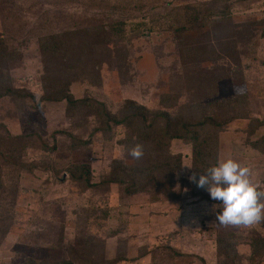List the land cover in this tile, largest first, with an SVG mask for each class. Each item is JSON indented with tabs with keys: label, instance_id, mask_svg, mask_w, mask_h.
<instances>
[{
	"label": "rangeland",
	"instance_id": "rangeland-1",
	"mask_svg": "<svg viewBox=\"0 0 264 264\" xmlns=\"http://www.w3.org/2000/svg\"><path fill=\"white\" fill-rule=\"evenodd\" d=\"M211 1L0 0V38L13 53L0 73L15 92L0 98V135L34 142L19 184L0 195V264L259 263L251 244L264 239V220L218 223L215 206L195 195L188 143L171 142L182 156L177 198L120 184L86 189L80 173L91 165V181H104L113 158L127 161L116 144L123 129L105 114L132 100L190 123L228 122L206 129L218 160L248 166L264 190V150L251 147L264 134L251 122L264 120V0ZM50 34L62 49L47 55ZM64 81L85 104L61 99ZM220 240L232 246L228 258Z\"/></svg>",
	"mask_w": 264,
	"mask_h": 264
},
{
	"label": "trees",
	"instance_id": "trees-1",
	"mask_svg": "<svg viewBox=\"0 0 264 264\" xmlns=\"http://www.w3.org/2000/svg\"><path fill=\"white\" fill-rule=\"evenodd\" d=\"M211 2L216 3L217 1L213 0ZM213 18H217L216 15ZM184 30L182 29L180 31ZM112 31L117 33L115 28ZM102 38L103 42L109 41L104 37ZM59 43V36L50 34L43 37L41 50L47 55L59 53L62 49ZM12 54L4 46V42L0 38V61L12 59ZM9 83L10 77L0 73V98L8 94H15ZM58 84L61 85L58 86L57 92L60 90L63 91L61 99L66 100L71 108H76V105L86 103L85 101H75L72 99L68 90L69 82L64 81ZM105 115L107 121L111 122L112 126L115 127L114 129L118 127L123 129L120 135H116V144L127 149V161L121 158H113L111 160L113 165L105 174L107 176H105L106 180L104 179V181L98 182L91 181L92 176L89 173L91 165L80 167L81 177H83L86 185L85 188L92 189L98 188L101 185L104 186L105 184H120L122 186L126 185L125 190L127 194H133L139 191L145 192L149 188H152L161 194L167 193L171 198L178 197V195L172 194V187L176 180V173L182 168L181 154H173L170 152L171 142L180 140L189 144L191 148V177L194 175L196 181H198L200 176L204 175L207 169L215 165L218 161V138L215 135L212 136L206 129L213 127L217 130V128L219 129V127L221 128L228 123L216 122L212 118H203L195 123H190L177 116H172L167 111H149L146 107L132 100L124 103L119 111V115L113 116L111 113H106ZM251 122L255 123L254 133L257 130L264 129V120L260 122L256 118L252 119ZM109 126L110 124H108V128H111ZM26 138L29 139V136ZM26 138H23L24 140L21 138L14 139L10 138L9 134L6 133L3 136L0 135V184L3 177L8 178L13 173L15 174L11 177V185L8 184L9 186H7L4 184L0 186V195L4 200H6V196L12 194L10 191L11 187L14 186L16 188L15 185L19 184L21 171H19L18 166L22 163L24 153L31 147H34L33 140L27 142ZM137 143L142 144L144 147V155L139 160L129 155V150ZM251 147L255 150H264V134ZM3 169L4 171L6 170L7 174L3 172ZM10 172L11 174L8 175ZM190 181L195 184L194 188L199 190L195 192V195H201V197L210 201L215 206L217 214L222 211L223 206L220 201L204 197V193H208L206 189L198 187L197 183L193 180ZM0 208L4 209L2 205ZM10 218L11 216L8 219ZM260 229L264 233V223L260 225ZM219 244V249L221 251L225 250L223 257L226 255L228 258L229 254L227 250L231 249L232 246L226 240H220ZM251 246L254 251L252 252L254 259L258 260L261 257L258 264H264V239L258 238ZM64 263L68 264L67 262Z\"/></svg>",
	"mask_w": 264,
	"mask_h": 264
},
{
	"label": "clouds",
	"instance_id": "clouds-1",
	"mask_svg": "<svg viewBox=\"0 0 264 264\" xmlns=\"http://www.w3.org/2000/svg\"><path fill=\"white\" fill-rule=\"evenodd\" d=\"M39 102V98H37ZM129 155L139 160L144 155L142 144H135ZM251 169L231 157L219 159L199 180H191L205 188L212 200L220 201L223 208L216 217L219 224L250 227L264 220V190L251 179Z\"/></svg>",
	"mask_w": 264,
	"mask_h": 264
},
{
	"label": "water",
	"instance_id": "water-1",
	"mask_svg": "<svg viewBox=\"0 0 264 264\" xmlns=\"http://www.w3.org/2000/svg\"><path fill=\"white\" fill-rule=\"evenodd\" d=\"M60 180H63V177Z\"/></svg>",
	"mask_w": 264,
	"mask_h": 264
}]
</instances>
